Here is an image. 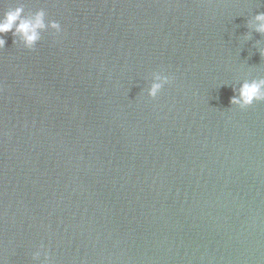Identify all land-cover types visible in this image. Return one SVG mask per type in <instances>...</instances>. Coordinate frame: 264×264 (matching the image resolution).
<instances>
[{
	"label": "water",
	"instance_id": "water-1",
	"mask_svg": "<svg viewBox=\"0 0 264 264\" xmlns=\"http://www.w3.org/2000/svg\"><path fill=\"white\" fill-rule=\"evenodd\" d=\"M20 2L62 30L2 34L5 264H264V0Z\"/></svg>",
	"mask_w": 264,
	"mask_h": 264
},
{
	"label": "clouds",
	"instance_id": "clouds-1",
	"mask_svg": "<svg viewBox=\"0 0 264 264\" xmlns=\"http://www.w3.org/2000/svg\"><path fill=\"white\" fill-rule=\"evenodd\" d=\"M252 27L254 31L264 34V13H259L252 18ZM47 30L60 33L62 29L57 21L46 20V13L43 10L26 15L25 5L20 0H16L15 5L5 4L4 9L0 11V49H3L5 45L2 34L11 32L14 37L18 38L20 45L33 50L41 40V33ZM260 54L264 56V49L260 50ZM171 79L168 75L154 72L147 88V96L156 98L161 89L171 82ZM256 102H264V78L244 79L238 82V86L233 87L231 105L243 109ZM41 255H43L41 264H48V253L43 246L32 253V260L40 261ZM0 264H5L2 258H0Z\"/></svg>",
	"mask_w": 264,
	"mask_h": 264
}]
</instances>
